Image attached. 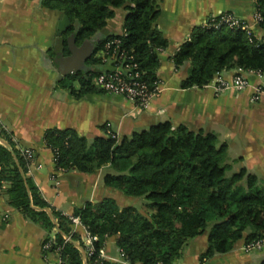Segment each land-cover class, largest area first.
<instances>
[{
  "label": "trees",
  "instance_id": "obj_1",
  "mask_svg": "<svg viewBox=\"0 0 264 264\" xmlns=\"http://www.w3.org/2000/svg\"><path fill=\"white\" fill-rule=\"evenodd\" d=\"M41 5L69 22L61 37L65 54H69L67 39L71 36L76 46L88 43L93 47L83 71L59 82L74 98L96 91L91 81L105 71L96 53L113 39H119L120 49L133 57L149 89L158 82V53L168 43L154 27L159 14L154 0H42ZM254 7L261 17L257 27L264 35V0H254ZM116 10L125 12L123 34L94 42ZM48 53L56 56L53 50ZM172 62L175 67L190 65L180 83L182 89L204 87L221 73L235 69L264 75V38L249 42L240 30L201 26L174 53ZM73 82H78V90ZM43 141L52 152L56 170L91 174L109 166L104 185L127 197L144 198L150 211L144 216L134 207L120 208L111 198L75 211L71 217H78L86 232L96 238L91 243L92 255H85L86 246L72 231L70 216L42 199L26 177L27 162L1 130L0 184L10 183L9 204L47 231H55L48 252H57L64 264H113L99 255L111 236L117 237V247L128 264H175L187 242L205 232L207 248L200 262L230 252L239 241L244 246L264 241V188L245 169L228 174L227 146L213 133L164 122L121 139L104 133L92 142L72 129L52 128L45 131ZM257 264H264V259Z\"/></svg>",
  "mask_w": 264,
  "mask_h": 264
},
{
  "label": "crops",
  "instance_id": "obj_2",
  "mask_svg": "<svg viewBox=\"0 0 264 264\" xmlns=\"http://www.w3.org/2000/svg\"><path fill=\"white\" fill-rule=\"evenodd\" d=\"M154 2L159 10L154 27L168 45L158 53L159 93L146 110H140L123 97L99 90L74 98L59 85L63 78L59 80L53 63L59 53L70 55L64 53L61 40L66 30L57 36L62 14L43 8L40 0H0V131L10 136L18 151L32 150L34 161L26 165V177L50 207L66 216L71 217L75 211L104 198L115 200L119 207H126L133 198L104 185L103 177L110 171L109 166L91 174L56 170L52 152L43 141L45 131L52 128L72 129L92 142L104 136L106 123L118 139L159 123L185 125L194 132L215 134L227 146L228 174L245 169L256 177L257 186L264 188V95L257 102L251 101L253 89L264 83V75L245 72L247 89L217 94L215 79L201 88H180L190 65L175 67L172 62V56L190 40L193 30L203 26L211 16L228 12L253 23V0ZM124 13L116 10L94 42L122 35ZM252 29L256 37L263 36L257 26ZM49 50L56 56L49 57ZM99 55L97 52L96 56ZM234 73L235 70H230L220 76L230 80ZM72 85L79 89L78 82ZM9 185V182L0 184V264H61L57 252L43 249L46 242H53L55 231H47L12 207L7 195ZM72 231L87 244L82 225ZM116 239V236L106 238L102 258L120 264ZM243 246V241H239L230 252L200 262V255L207 248L205 232L187 242L175 264H257L264 259V245L260 251L251 253H246Z\"/></svg>",
  "mask_w": 264,
  "mask_h": 264
},
{
  "label": "built area",
  "instance_id": "obj_3",
  "mask_svg": "<svg viewBox=\"0 0 264 264\" xmlns=\"http://www.w3.org/2000/svg\"><path fill=\"white\" fill-rule=\"evenodd\" d=\"M254 2V0H253ZM261 17L258 13H254L253 23H247L235 15L225 12L220 13L216 16H211L207 19L202 27L208 29H218L222 25L227 26L230 29L240 30L245 33L249 42L254 40L261 41L264 35L261 37H256L253 33V26H257L260 22ZM120 40L113 39L105 43L102 50L98 51L101 62L105 65V71L99 75L93 77L91 84L92 86L101 92L111 94L114 96L123 97L126 100L133 102L136 107L140 110H146L150 101L158 95L159 84L158 82L154 84L152 89H149L146 83L141 80V73L138 71V65L133 61V57L129 56L124 50L120 49ZM245 72L242 69H235V73L230 80H227L220 75L215 78V91L216 93H221L226 90H234L241 92L249 87V81L244 75ZM258 77L262 74L252 72ZM264 95V83L257 85L253 89V94L251 97L252 102H257L260 100L261 96ZM105 134L110 135L115 138L116 135L112 132L109 123L105 124ZM21 156L25 159L28 165L34 161V153L32 150L24 148L20 149ZM55 159L53 158V163ZM63 171V170H60ZM71 226L75 227L81 226V221L78 217H70ZM68 238L66 239V241ZM96 238L91 236L86 232V253L85 255L91 256L93 253V248L91 243L95 241ZM52 242L48 241L43 245V249L47 251L51 247ZM264 245V241L251 242L243 247L246 253L260 251ZM100 258H102V250L99 251ZM120 264H128L126 257L122 251H120ZM103 259V258H102ZM61 264H64L61 262Z\"/></svg>",
  "mask_w": 264,
  "mask_h": 264
},
{
  "label": "water",
  "instance_id": "obj_4",
  "mask_svg": "<svg viewBox=\"0 0 264 264\" xmlns=\"http://www.w3.org/2000/svg\"><path fill=\"white\" fill-rule=\"evenodd\" d=\"M68 27V20L63 18L58 25L57 36H61V33L64 32ZM67 49L70 53L69 56L65 57L62 55V53H59L57 59L53 62L54 66L59 72V80L67 75L82 71L86 60L90 58L93 50L92 46H90L88 43H84L82 46L77 47L75 45V39L73 36L67 39Z\"/></svg>",
  "mask_w": 264,
  "mask_h": 264
},
{
  "label": "rangeland",
  "instance_id": "obj_5",
  "mask_svg": "<svg viewBox=\"0 0 264 264\" xmlns=\"http://www.w3.org/2000/svg\"><path fill=\"white\" fill-rule=\"evenodd\" d=\"M131 201L132 202H130L129 205L127 206L134 207L139 213H141L144 216H147L150 213V211L147 209V206H146L147 201L144 198H133V200ZM120 208H123V207H120Z\"/></svg>",
  "mask_w": 264,
  "mask_h": 264
},
{
  "label": "flooded vegetation",
  "instance_id": "obj_6",
  "mask_svg": "<svg viewBox=\"0 0 264 264\" xmlns=\"http://www.w3.org/2000/svg\"><path fill=\"white\" fill-rule=\"evenodd\" d=\"M57 57H58V56H57ZM57 57H55V58H54V60H56V59H57ZM84 68H85V66H84ZM82 71H83V70H82ZM82 71H80V72H82Z\"/></svg>",
  "mask_w": 264,
  "mask_h": 264
}]
</instances>
